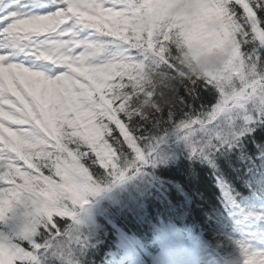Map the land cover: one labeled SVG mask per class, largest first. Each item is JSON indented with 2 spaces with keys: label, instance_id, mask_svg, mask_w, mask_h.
<instances>
[{
  "label": "snow or ice",
  "instance_id": "6c2138e0",
  "mask_svg": "<svg viewBox=\"0 0 264 264\" xmlns=\"http://www.w3.org/2000/svg\"><path fill=\"white\" fill-rule=\"evenodd\" d=\"M194 2L187 33H143L139 0H0V264H78L81 212L155 164L159 133L215 167L264 122V0ZM194 39L231 48L218 73L189 74Z\"/></svg>",
  "mask_w": 264,
  "mask_h": 264
},
{
  "label": "trees",
  "instance_id": "16d2710c",
  "mask_svg": "<svg viewBox=\"0 0 264 264\" xmlns=\"http://www.w3.org/2000/svg\"><path fill=\"white\" fill-rule=\"evenodd\" d=\"M255 122L252 124L255 131L243 139L239 149L234 148L231 151L243 149L251 153L254 158L252 167L260 163L258 159H262L260 154L264 152V129L255 125ZM159 135L164 137L162 140H166L156 147V144L154 145L155 164L146 165L139 173L140 176H135L134 179L141 191L138 201L134 202L130 193L125 194V199L131 202L126 201L123 206L112 210L113 222L105 223V231L102 233L104 235L102 244L105 248L109 239L111 243H114V247L120 246L123 253L133 250V260L139 258L149 260L151 255H156L157 250L159 253L168 250L170 254L177 255L173 249L174 244H169L164 237L168 235L165 229L153 239L138 238L137 234L141 235L146 225L149 226L164 219L182 221L181 212L193 209L195 204L200 206L202 203H209L219 207L225 198L217 183V177L230 187L231 193L237 192V198L246 196L245 187H238L232 179H226L221 172H218V168L222 165L227 169L239 168L240 162L248 161L245 160L246 158L238 157L234 161L235 164L230 165L225 156L231 152L220 153L216 156V166L212 167L200 158L191 157L186 142L179 138V134L174 129H169L167 135L163 132ZM160 144L164 145L160 147ZM155 213L159 214L158 218L155 217ZM189 227L190 224L185 228L177 226L172 235L180 238ZM91 243L95 252L101 257L96 243L94 241ZM89 245V241L84 242L81 255L85 258H82L78 264H87L88 258H93V250ZM50 264H62V261L50 258Z\"/></svg>",
  "mask_w": 264,
  "mask_h": 264
},
{
  "label": "clouds",
  "instance_id": "9594fccd",
  "mask_svg": "<svg viewBox=\"0 0 264 264\" xmlns=\"http://www.w3.org/2000/svg\"><path fill=\"white\" fill-rule=\"evenodd\" d=\"M132 25L140 32L154 33L172 29L187 33L200 16L194 0H139ZM231 56V48L213 41L190 40L184 47L181 62L190 75L205 77L218 73Z\"/></svg>",
  "mask_w": 264,
  "mask_h": 264
},
{
  "label": "bare ground",
  "instance_id": "6f19581e",
  "mask_svg": "<svg viewBox=\"0 0 264 264\" xmlns=\"http://www.w3.org/2000/svg\"><path fill=\"white\" fill-rule=\"evenodd\" d=\"M264 153V152H261ZM261 155V154H260ZM227 162L230 165L235 164V160L238 157H244L246 158L244 162H240L239 168L233 167L231 169H227L224 165L220 166L218 168V172H221L223 177L226 179H232L234 183L238 187H245V186H250L253 188L254 192L256 193V197L260 201H264V168L261 166H255L252 167L253 165V156L251 153H249L246 150H236L233 151L226 156ZM263 158L264 162V155H261ZM250 160V161H249ZM250 193L246 192V197H249ZM213 204L209 203H202L200 204V208H204L205 206L209 207L212 206ZM155 217L158 218L159 214L155 213ZM80 258H85V257H80Z\"/></svg>",
  "mask_w": 264,
  "mask_h": 264
},
{
  "label": "rangeland",
  "instance_id": "374dc122",
  "mask_svg": "<svg viewBox=\"0 0 264 264\" xmlns=\"http://www.w3.org/2000/svg\"><path fill=\"white\" fill-rule=\"evenodd\" d=\"M128 185V181L125 180L124 182H122L119 186H118V189H119V193L122 192L124 194H128V193H131L132 191L135 190L134 187H130V186H127Z\"/></svg>",
  "mask_w": 264,
  "mask_h": 264
}]
</instances>
